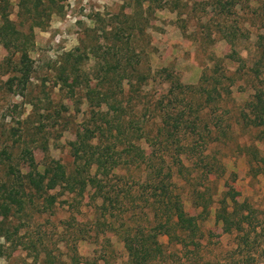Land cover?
<instances>
[{
    "label": "rangeland",
    "instance_id": "obj_1",
    "mask_svg": "<svg viewBox=\"0 0 264 264\" xmlns=\"http://www.w3.org/2000/svg\"><path fill=\"white\" fill-rule=\"evenodd\" d=\"M18 9L9 0V17L31 32L29 73L0 43V151L11 153L0 203L10 190L21 207L0 213V264H127V228L156 233L162 252L149 264H264L263 235L245 243L216 220L223 198L229 209L246 201L264 230V110L258 121L252 104L259 91L264 108V0H42L35 19ZM108 69L135 77L99 107L85 86L99 91ZM87 125L100 126L93 143L116 161L98 174L105 209L87 181L96 166L80 173L71 150ZM55 165L71 184L29 187L27 172ZM175 193L197 218L195 236L164 224Z\"/></svg>",
    "mask_w": 264,
    "mask_h": 264
},
{
    "label": "trees",
    "instance_id": "obj_2",
    "mask_svg": "<svg viewBox=\"0 0 264 264\" xmlns=\"http://www.w3.org/2000/svg\"><path fill=\"white\" fill-rule=\"evenodd\" d=\"M42 0H17L18 6V15H25L32 19H35V10L38 13V7L41 5ZM9 0H0V43L3 47L9 52H13L14 54H18V64H20L18 71L22 73V75H28V61L29 56L27 52V42L28 36L31 35V32L28 34L19 29L16 25V22L13 21L9 17L8 12ZM32 30V27H31ZM70 55V54H69ZM107 67H104L106 69ZM137 76L141 74H136ZM171 74H168V77ZM64 77V76H63ZM134 75L129 74H119L118 72L110 73V70H105V75L103 76V80L100 82V90H97V84L94 87L89 86L87 84L85 87V94L88 96L90 100H92L97 94V105L100 107L101 104L109 103V95L108 91H112L114 87L119 88L120 91L123 89V84L126 81V84H129ZM68 77L63 78L64 84H67ZM173 84V82H172ZM176 86L181 87L179 81H176ZM174 85V86H175ZM255 101L252 103L254 106L255 118L258 121H262V112L263 101L262 95L258 91L255 93ZM93 113L94 110H92ZM98 113V112H96ZM102 115L106 114L105 112H101ZM164 125L167 124V120L164 119ZM255 120H251L250 123H253ZM177 122L172 126L170 125L169 129H167L168 133H172L174 129L176 130L178 125ZM260 123V122H259ZM174 128V129H173ZM100 129V126H84L82 130L76 132L75 139L70 142L72 154L74 156V160L76 162H82L81 172L86 171V169L93 164L96 166L95 175L87 180L94 187L96 192L102 198V206L103 208H107L106 202L109 200V192L110 190H104L105 187L102 185L103 178L106 177L110 171L115 167L116 161L113 159L107 158V148L106 152L99 153L97 149L99 148V143H93L94 139H97V131ZM102 129V128H101ZM250 147V146H249ZM251 148V147H250ZM28 155V159L30 157V152L28 150L25 151ZM139 156L142 157V152H139ZM11 153L5 150L0 151V161L2 159H10ZM264 161V159H263ZM179 165H182L179 163ZM81 167V165H80ZM98 174L103 175L101 178H98ZM26 182L29 187L33 188L36 192L48 191L56 188L60 184H71L72 180L66 175V172L62 165L55 166H45L42 172L37 170H30L25 174ZM7 184H4L6 186ZM84 185V182H83ZM167 188L166 185H159L158 189L164 190ZM73 191V188H68ZM81 189H83L81 187ZM157 190V187L154 189ZM165 191V190H164ZM166 193V192H165ZM48 202L50 204L54 203L55 196H47ZM165 199V218L164 224H168L173 222L175 226H177L180 230L195 236L199 232V225L197 223V218L194 215H190L187 213L183 207L180 195L175 193L174 195L166 196ZM16 203L17 207H21V202L15 195V192L8 190L7 198L4 202L0 203V213L5 217L7 213H3L1 211H9L10 203ZM108 202V203H109ZM9 203V204H8ZM220 206H218L216 210V220L221 222L222 230L224 232H232L236 231L242 241L248 243V237L250 233L253 231L254 233H259V235H263L264 230L261 228V231H257L256 224L251 219L252 210L246 201L238 202L236 200H232V207L228 208L226 200L223 198L220 202ZM140 228V227H139ZM122 240L124 241L125 248L128 253V262L127 264H149L150 261L155 258L158 254H161L162 247L159 241L156 238V233L145 234L143 229H135L131 232L128 228L121 232ZM264 241V239H263ZM197 245L198 242H195ZM239 245V244H238ZM259 255L263 259L264 262V242L262 243L261 249L259 250ZM74 264H80L78 259L76 260L74 256ZM84 264H99L96 262L84 261Z\"/></svg>",
    "mask_w": 264,
    "mask_h": 264
}]
</instances>
